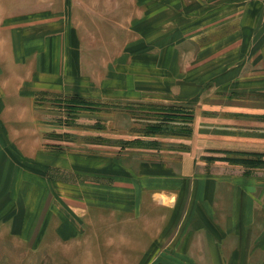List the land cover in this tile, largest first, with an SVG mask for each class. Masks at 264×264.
Listing matches in <instances>:
<instances>
[{
    "label": "crops",
    "instance_id": "0c3cea01",
    "mask_svg": "<svg viewBox=\"0 0 264 264\" xmlns=\"http://www.w3.org/2000/svg\"><path fill=\"white\" fill-rule=\"evenodd\" d=\"M66 5L0 0V264H264V0ZM65 104L189 128L116 143Z\"/></svg>",
    "mask_w": 264,
    "mask_h": 264
},
{
    "label": "rangeland",
    "instance_id": "374dc122",
    "mask_svg": "<svg viewBox=\"0 0 264 264\" xmlns=\"http://www.w3.org/2000/svg\"><path fill=\"white\" fill-rule=\"evenodd\" d=\"M65 1V22L66 23H71V16L67 14V10L70 11V8L67 9L66 3L70 5L71 0H64ZM184 1V0H180ZM191 0H186V2H190ZM68 5V6H69ZM50 11V8H49ZM71 26L70 24L68 25ZM66 28V27H65ZM71 105H63V109L55 107L52 108V111H62L64 113V119L63 123L65 126V130H68V128L72 130H76V128L83 129L86 128L88 124H91L92 122L88 120L89 114L91 115H96V119L99 121H96L95 126L97 129L102 130L100 133L103 132H110L111 134H125L124 136H113L112 141L113 142H120L125 138V142H133L131 144H138V141H145V144H157L156 142H167L168 136H173V135H184L183 133H187V130L189 128V119L187 117H181L178 116V112L176 109H171L168 110H162L160 108L159 114H154L151 112V108H148L150 111L149 112H143L142 115H139V112H137V109L135 106H129V105H111L110 110H105L107 112L99 111L93 112L92 109L88 107H79V106H72ZM127 107L130 108L127 109L126 112H130L126 116L118 112L120 111V108ZM163 111V112H162ZM99 112V113H98ZM138 113V115H137ZM73 114V116L71 115ZM78 114V115H77ZM77 115V116H76ZM103 115H107L109 119H103ZM94 116L91 118H95ZM110 117L112 120L110 121ZM181 117V118H179ZM102 118V119H100ZM137 118V120H136ZM144 119V120H142ZM144 129L146 132H150L152 134L151 136H163L165 138H160L157 140L151 139V137H146L145 139H135L134 141V136L139 132L137 135H140L142 132L141 130ZM145 133V132H144ZM127 136V137H126ZM154 136V137H155ZM118 138V139H115ZM85 140H88V138H84ZM128 140V141H127ZM155 141V143H153ZM81 143V139H78V143ZM175 148H178L176 145L172 146ZM49 264V263H45Z\"/></svg>",
    "mask_w": 264,
    "mask_h": 264
}]
</instances>
